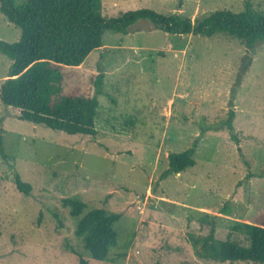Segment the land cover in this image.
<instances>
[{
  "label": "rangeland",
  "instance_id": "1",
  "mask_svg": "<svg viewBox=\"0 0 264 264\" xmlns=\"http://www.w3.org/2000/svg\"><path fill=\"white\" fill-rule=\"evenodd\" d=\"M25 0H14L21 7ZM264 10V0H252ZM139 8L201 19L216 10L240 12L244 0H100L106 18ZM105 31L103 46L80 67H65L66 90L95 94L91 75L105 72L96 136L67 134L18 118L0 99V264H230L198 258L187 233L249 245L234 226L264 212V41L249 50L223 33L171 34L153 29ZM21 29L0 11V39ZM12 60L0 54V88ZM68 74V76H67ZM109 94V95H108ZM233 108L237 144L227 129L198 125ZM199 138L196 164L162 178L168 154ZM238 147H241L242 154ZM248 161V163L246 162ZM15 172L32 185L19 191ZM118 212V242L96 260L61 199ZM63 216L64 227L54 215ZM247 264V263H237Z\"/></svg>",
  "mask_w": 264,
  "mask_h": 264
},
{
  "label": "trees",
  "instance_id": "2",
  "mask_svg": "<svg viewBox=\"0 0 264 264\" xmlns=\"http://www.w3.org/2000/svg\"><path fill=\"white\" fill-rule=\"evenodd\" d=\"M240 12L216 10L201 19L192 20L182 14L165 15L151 8L126 11L106 18L97 12L100 0H25L16 7L14 0H0V11L21 29L17 42L0 39V54L12 60L8 76L1 85L0 99L6 106L20 109L18 118L43 125L67 134L96 136V118L104 90L105 72L98 65V73L90 82L95 94L80 90H66L65 67H80L90 54L103 46L105 31L129 34L144 30L142 21H149L153 29L171 34L213 36L217 33L240 40L247 49L254 50L264 41V10L254 9L252 0H244ZM68 76V74H67ZM109 95V94H108ZM230 108L227 117L208 122L203 116L198 123L201 132L227 129L230 137L240 143ZM199 138L183 151L168 154V167L162 178L181 173L196 164L195 153ZM240 154L241 147H238ZM0 154L7 159L2 137ZM248 163V161H246ZM16 187L29 195L32 185L15 172ZM69 215L77 219V233L84 236V248L96 260L106 258L118 242V212L91 208L76 196L61 199ZM60 227L63 216L54 212ZM249 238V245L219 239L212 226L208 234L187 233V240L200 259L230 264H264V212L253 221L237 224ZM82 264H87L81 258Z\"/></svg>",
  "mask_w": 264,
  "mask_h": 264
}]
</instances>
